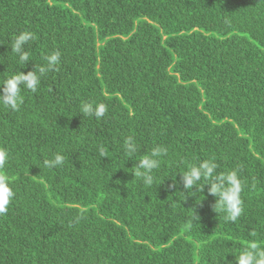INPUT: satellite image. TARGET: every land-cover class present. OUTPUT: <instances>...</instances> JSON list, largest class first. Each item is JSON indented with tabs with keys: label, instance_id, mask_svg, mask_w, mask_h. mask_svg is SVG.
Returning a JSON list of instances; mask_svg holds the SVG:
<instances>
[{
	"label": "trees",
	"instance_id": "1",
	"mask_svg": "<svg viewBox=\"0 0 264 264\" xmlns=\"http://www.w3.org/2000/svg\"><path fill=\"white\" fill-rule=\"evenodd\" d=\"M22 31L35 36L28 64L10 48ZM54 51L61 63L37 92L23 90L18 111L0 105V175L16 193L0 215V264H216L225 253L217 264H236L264 245V0H0V83ZM84 102L108 111L83 116ZM154 145L168 153L145 187L133 167ZM56 152L64 165L45 168ZM208 158L220 172L242 166L236 222L207 186L189 196L180 182Z\"/></svg>",
	"mask_w": 264,
	"mask_h": 264
},
{
	"label": "clouds",
	"instance_id": "2",
	"mask_svg": "<svg viewBox=\"0 0 264 264\" xmlns=\"http://www.w3.org/2000/svg\"><path fill=\"white\" fill-rule=\"evenodd\" d=\"M34 39L35 36L31 31H22L11 42V52L16 54L19 63H29V53L25 51V45ZM44 60L46 63L38 69L35 66V69L28 71L27 74L19 71L9 75L0 83V105L13 112L18 111L24 102L22 91L28 90L36 93L42 78L48 72L57 70V66L61 63V53L54 51L46 55ZM107 111L105 104L96 102H84L79 108L81 115L94 117L97 120L103 118ZM138 148L139 146L133 136L124 138L123 150L129 159L136 155ZM99 152L100 156H105L103 146L99 147ZM167 153L168 149L165 146L154 145L147 154L137 160L138 163L133 167L134 177L145 187H152L157 179L156 173L161 167L162 158L166 157ZM7 162V151L0 149V170L5 169ZM64 163L65 156L61 152L52 153L42 161L43 166L50 170L60 168ZM241 172L242 166L240 165L233 167L231 170L220 172L216 160L208 158L186 166L185 170L180 173V182L189 196H197L207 186V192L215 198L213 208L218 215L222 214L225 222H236L244 211L241 192L245 184ZM172 186L175 187V184ZM193 187H195L196 192L192 191ZM181 193L185 200V192ZM15 196L16 193L8 177L0 175V215L7 213ZM198 201H200V197L197 203H199ZM191 209L193 214L189 219L194 223L199 220V217L196 215L195 208ZM234 255L236 264H264V245L252 241L241 248L238 255ZM224 256L219 259H223Z\"/></svg>",
	"mask_w": 264,
	"mask_h": 264
}]
</instances>
